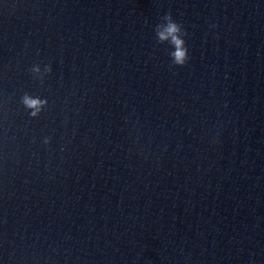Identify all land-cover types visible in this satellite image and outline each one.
Returning <instances> with one entry per match:
<instances>
[{
  "label": "water",
  "instance_id": "1",
  "mask_svg": "<svg viewBox=\"0 0 264 264\" xmlns=\"http://www.w3.org/2000/svg\"><path fill=\"white\" fill-rule=\"evenodd\" d=\"M0 264H264V0H0Z\"/></svg>",
  "mask_w": 264,
  "mask_h": 264
},
{
  "label": "clouds",
  "instance_id": "2",
  "mask_svg": "<svg viewBox=\"0 0 264 264\" xmlns=\"http://www.w3.org/2000/svg\"><path fill=\"white\" fill-rule=\"evenodd\" d=\"M165 23L159 26L158 35L161 39L171 38V42L176 46V51L172 53L173 62L183 65L188 61V49L185 46V41L181 33L183 29L181 25L171 18L170 15L165 17ZM34 71L40 72L39 66L35 67ZM24 105L32 109L31 115H38L42 110L46 100L33 97L30 94H25L22 98Z\"/></svg>",
  "mask_w": 264,
  "mask_h": 264
}]
</instances>
